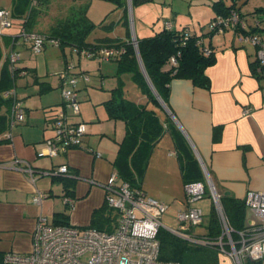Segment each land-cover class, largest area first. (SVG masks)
Wrapping results in <instances>:
<instances>
[{
  "label": "crops",
  "instance_id": "obj_1",
  "mask_svg": "<svg viewBox=\"0 0 264 264\" xmlns=\"http://www.w3.org/2000/svg\"><path fill=\"white\" fill-rule=\"evenodd\" d=\"M72 1V4L65 6L66 14L80 5H86V15L95 24L86 38L89 43L98 44L105 39L110 44L143 38L164 29L165 22H170L175 30L200 35L202 46L212 51L215 57L214 63L204 71L209 86H198L188 78H173L168 86L166 103L163 101L164 107L159 101V105L153 104L132 79L131 73L118 69L115 58L88 57L98 62L97 68L90 74L81 68L69 71L70 74L87 72L89 75L87 82L78 78L76 86L77 94L83 95L79 101L80 113L73 119L88 122V131L81 147L70 148L52 157L38 156L37 151L43 141L52 135L51 122L57 109L62 106L60 80L58 78L54 82L46 76L47 73L39 76L37 61L25 58L20 50H28L29 46L20 39L19 31L27 13L14 15V1L2 2L0 7L11 9L13 14L12 25L0 36L2 60L11 49L19 51L17 65L26 68L29 73L17 79V95L22 100L24 119L11 127V138L0 141V252H27L39 213L54 224L64 221L78 227L115 228L117 214L109 207L104 209V190L98 183L117 173L114 160L125 133V124L120 119L109 118L105 102L118 87L123 89L125 97L137 103H147L162 120L168 119L175 124L205 172L206 182H211L219 197L242 200L248 191H264V73L254 70L257 47L243 41L240 38L242 32L233 27L210 32L208 25L215 16L212 3L216 0H200L198 3L187 0V3H183L186 14L191 16L197 13L202 17L198 20L192 17L190 21L182 22L174 17L176 12L179 13V4H175V0H158L161 8L157 12L154 9L149 18L147 12L152 9L150 2L154 0H137L135 4L125 0L121 5L114 0ZM95 1L103 5L101 15L104 17L99 22L88 15ZM224 2L228 5L231 0ZM251 3L252 0L242 3L240 12L247 22V28H257L256 33L264 40V11H255L259 7L264 9V6L244 8ZM132 14L137 35H134ZM136 16L141 24L139 28L136 26ZM59 18L51 20L39 12L33 31L45 33ZM53 45L61 48L60 57L55 59L59 66L57 70L65 68L66 62L71 63L73 55L81 57L70 45ZM104 45L109 46L99 45L96 50ZM49 61L48 58L44 59V65L47 66ZM77 62V66H81V60ZM74 66L77 67L76 64ZM127 83H131L132 89L127 88ZM164 127L165 132L151 152L141 183V188L149 196L167 205L162 217L171 207L174 214L189 205L199 208L196 205L200 200L188 203L185 199L180 163L167 121H164ZM7 133L9 129L2 136H7ZM96 152L100 155L97 156ZM61 164L67 165V174L50 173ZM28 166L32 171L28 170ZM149 171L154 176L153 182L146 181ZM64 179L72 181L69 188H65ZM37 190L46 194L41 205L32 200ZM67 198L71 201L68 202ZM210 199L212 202V197ZM245 211L244 229L253 233L258 220L247 208ZM56 213L63 215L57 216ZM195 232H202V228L195 227ZM219 264L237 263L221 252ZM260 264H264V259Z\"/></svg>",
  "mask_w": 264,
  "mask_h": 264
},
{
  "label": "built area",
  "instance_id": "obj_2",
  "mask_svg": "<svg viewBox=\"0 0 264 264\" xmlns=\"http://www.w3.org/2000/svg\"><path fill=\"white\" fill-rule=\"evenodd\" d=\"M30 6H35L37 0H31ZM13 22L11 9L0 7V36ZM166 28H171L170 22H165ZM210 32H220L228 27L237 30H246L247 22L237 11L232 10L228 16L217 15L209 22ZM185 33L183 39H187ZM19 37L28 44L32 55L39 54L46 44H59L57 38H50L39 32L28 31L22 27ZM243 41H249L256 45L257 71H264V40L256 32H243L240 37ZM135 47V40L132 39ZM201 43V40H198ZM73 50L80 56L103 59L116 58L124 48L122 46H103L98 50L77 49ZM205 53L210 51L203 48ZM8 68L14 78V85L6 90L3 95L11 97L10 130L11 127L24 119L22 100L17 95V79L26 76L29 72L26 68H20L17 63L20 60V52L14 49L8 53ZM175 63V57H171ZM73 64L66 62L65 68L58 72L61 85L62 106L57 109L51 122L52 135L46 138L38 156H56L66 152L70 148L81 147L82 139L88 131V122L74 120L80 113L79 99L76 90L78 78L89 81L86 72L70 74ZM7 137L11 138V132ZM90 151H92L89 148ZM99 156L100 153L96 152ZM32 171L30 166L27 167ZM50 173L67 174L68 167L61 164ZM205 173V172H204ZM104 190L105 204L117 214L116 226L112 230L97 229L95 227H78L73 224H54L43 213L36 218L32 233L30 249L25 253L9 251L3 254L4 264H178L159 259V240L157 233L161 226L170 231L182 234L176 228L165 226L162 223V215L167 205L149 196L141 188H133L128 182L119 178L117 173H112L105 182L98 183ZM207 185L217 210L223 228L219 244L226 243L230 248L222 253L228 254L237 264H242L245 259H264V191H248L243 197L246 208L252 212L258 223L253 228L254 232L246 230L238 231V239L233 240V229L219 205V195L212 185ZM185 199L188 203L203 198L205 187L202 182L193 181L184 184ZM44 192L37 190L32 197L35 204L41 205ZM70 202L71 199L67 198ZM202 210L195 206H188L176 213V220L180 230H187L191 225H198L203 221ZM186 236L185 234H183ZM189 240L193 237L186 236Z\"/></svg>",
  "mask_w": 264,
  "mask_h": 264
},
{
  "label": "trees",
  "instance_id": "obj_3",
  "mask_svg": "<svg viewBox=\"0 0 264 264\" xmlns=\"http://www.w3.org/2000/svg\"><path fill=\"white\" fill-rule=\"evenodd\" d=\"M13 1V14L20 15L26 12L23 27L28 31H33L37 21L36 16L50 0H37L35 6H30L31 0ZM114 1L121 5L125 0ZM131 1L132 4L137 2V0ZM239 1L231 0L228 5L224 0L214 1L212 5L215 16H228L232 10L237 11L242 16L239 7L246 0ZM86 8V5L78 6L70 15L57 20L43 34L50 38H57L61 46L70 45L79 50H96L103 44L122 46L124 50L115 58L118 69L130 72L132 79L154 102L153 104L159 105L139 66L135 48L130 39L110 44L109 40L105 39H101L102 44L87 42L86 38L95 27V24L87 17ZM255 11H264V9L259 7ZM242 18L245 20L243 16ZM125 22H127L129 28L126 14ZM256 30L257 28L251 27L239 32L249 33L256 32ZM185 33L187 32L165 27L153 35L136 39L138 54L145 72L165 103L168 86L173 78H188L198 86H209V79L204 71L206 67L214 63V54L212 51L209 53L203 51L204 47L198 41L200 35L188 33V38L183 39ZM128 34L130 36V33ZM2 55L0 44V141L9 138L7 136L3 137L2 133L8 129L10 130L11 97L4 96L3 93L14 85V78L8 68V57L2 60ZM172 56L175 57V63L171 62ZM254 70L257 71V64ZM257 72L264 73V71ZM105 103L109 118L120 119L125 124V133L119 142L118 154L114 160L117 174L121 180L128 182L133 188H141L151 152L165 132L164 121H167L168 131L173 138L175 151L179 159L183 184L193 181L202 182L205 187L204 196L211 197L204 171L198 159L186 138L173 122L168 121V119L162 120L157 111L148 107L147 103H137L125 97L123 89L120 87L112 91L111 97ZM71 182L70 179H64L65 188H69ZM219 205L229 226L233 229L232 239H238V231L245 230L246 225V206L243 199L220 196ZM107 207L105 204L104 209ZM56 215L62 216L63 214L56 213ZM60 222L57 221L55 224H61L62 222V224H67L64 221ZM197 226L202 228V232H195ZM91 227L103 229L97 226ZM176 229L181 231L182 234L174 233L164 226H161L158 230L157 239L159 240V259L161 261L177 262L178 264H219V254L222 252V248L225 250L230 248L224 243V238L222 245L219 244L223 228L217 206L213 201L210 210L204 214L203 221L200 224L191 225L187 230H180L177 225ZM183 234L193 237L195 240H189ZM2 258L3 253L0 252V263H3ZM260 262L261 260L245 259L243 264H260Z\"/></svg>",
  "mask_w": 264,
  "mask_h": 264
},
{
  "label": "rangeland",
  "instance_id": "obj_4",
  "mask_svg": "<svg viewBox=\"0 0 264 264\" xmlns=\"http://www.w3.org/2000/svg\"><path fill=\"white\" fill-rule=\"evenodd\" d=\"M5 0H0V4L2 2H4ZM72 0H50L48 2V4H45L42 8H41V12H43V14H46L47 18H50L51 20H54L56 18H59L61 19L62 17H64V15L66 14V10H65V6H68L70 4H72ZM79 2V1H78ZM95 5H92L91 9H90V14L89 17L94 20V21H97L99 22L100 19H102L104 16H102L101 14L103 13V5H100L99 2L100 1H95ZM103 2V1H102ZM187 3V0H175V4H179V13L176 12L174 14V17H178L181 22L183 20H189L194 17L195 20H198V19H201L202 15H197L196 14H193V15H188L186 14L187 12V9L186 7L183 6V3ZM198 2H201L200 0H195L194 3H198ZM78 4V3H77ZM161 5L158 0H154V2H150V6H152V9L150 8L147 12V17H151L153 14H152V11L155 9V11L157 12L158 9H160L161 7L159 6ZM248 4H246L247 6ZM258 6V5H261V6H264V0H252V3L250 5H248L247 7L245 6L244 8L245 9H254L253 7L254 6ZM133 9V8H132ZM134 9L136 10V8L134 7ZM66 15H70L69 14H66ZM132 25L134 26V22H133V14H132ZM161 17V16H159ZM157 18V16H156ZM136 26L137 28H139V26L141 25L140 22L138 21V17L136 16ZM49 20V21H51ZM160 20V18H159ZM161 21V20H160ZM156 22V21H155ZM203 26V24H201ZM181 27V26H180ZM197 29H199V24H197ZM10 27H7L4 32L6 30H8ZM133 30H134V35H137L136 34V31H135V26L133 27ZM96 33L98 31H95ZM23 55L25 56L26 59H30V60H36L37 61V64H38V74L39 76L42 75L44 76L45 73L46 76L48 77H51L52 80L54 82H57L58 80V72H60L62 69H59L57 70L59 67L58 66V61H56L55 59L56 58H59L60 54H61V48L58 47L57 45H53V44H47L46 48H44V50L42 51V53L40 54H37V55H32L30 49L26 50V49H22L20 50ZM59 56V57H58ZM48 58L50 61L49 63H47V66L44 65V59ZM80 58V59H78ZM77 60H81L80 62V65L81 66H77L78 62ZM73 63V65L76 64L77 67H72V72L73 71H77V69H85L89 74L91 73V71H94L96 68H97V64L98 62L95 61L94 59H91V58H88V57H77V55H73L72 57V60H71ZM33 64V63H31ZM79 65V64H78ZM47 69V70H46ZM86 72V73H87ZM129 84V85H128ZM126 85L127 88H131L132 85L131 83H127ZM132 89V88H131ZM23 90V89H22ZM25 94V93H24ZM23 94V95H24ZM130 94V93H129ZM83 94L81 93H78V99L80 101V97H82ZM88 100H86L87 102ZM79 115V114H78ZM77 115V116H78ZM153 175L150 174V171L147 173L146 175V181H152L153 182ZM183 191V190H182ZM194 205V204H193ZM196 206H199V208L202 209V212L203 214H206L209 210H210V207H211V199L208 197V196H204L202 199H200L197 203ZM162 223L165 225V226H169V227H172V228H176L177 225H178V221L176 220V213L174 214V211H173V207L169 208L166 212V214L162 217ZM0 264H4V263H0Z\"/></svg>",
  "mask_w": 264,
  "mask_h": 264
},
{
  "label": "water",
  "instance_id": "obj_5",
  "mask_svg": "<svg viewBox=\"0 0 264 264\" xmlns=\"http://www.w3.org/2000/svg\"><path fill=\"white\" fill-rule=\"evenodd\" d=\"M134 40H135V47H134L135 48V52H136V55H137V58H138L139 66H140V68H141V70L143 72V75H144L149 87L151 88L153 94L157 98V100L165 107V104H164L163 100L160 98L159 94L156 92L155 88L153 87L151 81L149 80V78H148V76H147V74L145 72V69L143 67V64H142V62L140 60V57H139V54H138L137 41H136V39H134ZM209 184L212 185L210 181H209Z\"/></svg>",
  "mask_w": 264,
  "mask_h": 264
}]
</instances>
